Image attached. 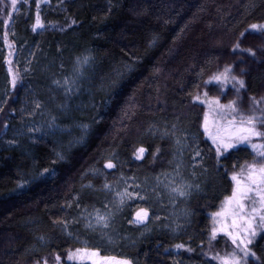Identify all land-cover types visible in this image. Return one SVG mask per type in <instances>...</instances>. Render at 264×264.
<instances>
[{
    "label": "trees",
    "instance_id": "1",
    "mask_svg": "<svg viewBox=\"0 0 264 264\" xmlns=\"http://www.w3.org/2000/svg\"><path fill=\"white\" fill-rule=\"evenodd\" d=\"M10 1L0 0V264H67L81 249L133 264H217L231 243L212 238L214 219L232 176L264 163V136L255 150L218 155L202 101L232 104L234 118L254 117L264 132V28H252L264 26V0H27L25 15ZM7 71L15 86H2ZM25 84L60 133L18 136ZM171 170L190 190L172 200L151 193ZM123 180L134 202L111 217L106 242L81 216L113 210L104 190ZM133 207L148 212L145 229L129 224ZM261 230L246 264H264Z\"/></svg>",
    "mask_w": 264,
    "mask_h": 264
},
{
    "label": "rangeland",
    "instance_id": "2",
    "mask_svg": "<svg viewBox=\"0 0 264 264\" xmlns=\"http://www.w3.org/2000/svg\"><path fill=\"white\" fill-rule=\"evenodd\" d=\"M10 2L12 5L11 11H14L17 8V5L15 3V7H13V0H11ZM15 2H17L18 4L23 2L22 4H19L20 6L17 11L18 15H21V14L25 15V13L30 11L29 9H27L28 3H29L27 2V0L26 1L25 0H15ZM36 4H38V1L36 2ZM26 60L28 61L29 58H27ZM85 62L86 60L84 61V65H82V68L83 66H85L86 64ZM78 66L79 64H76L74 79H76L77 77H80L79 72L81 71V69H78ZM20 70L22 74L25 75L26 73L25 68L22 67ZM13 75L14 73L11 71L5 72L2 77V83H3L2 86L4 84L7 87L12 85ZM16 80H17V77H16ZM23 90L24 92L22 93L20 104H19L21 106V111H20L21 120L17 128H15V131L19 133L18 136L21 135L22 137L26 136V137H30L31 139H33V138H40V137H45L49 135L55 136L58 133H60L64 128H62L60 124L57 123V120L53 116H49L50 114L47 110L43 109V107H40L38 104L37 105L35 104L36 103L35 98L31 95L32 90L29 89V86L27 84L24 85ZM5 97H6V92L1 91L0 106L2 105ZM52 100L53 102L55 101L54 98H52ZM49 102H51V100H49ZM202 103L206 108V116H207V122L205 123V120H204L203 129L208 139L216 147L221 142V140H223L224 142H229L230 137H235L239 135H247V133L240 132L239 130L242 127H249L250 125L241 124V122H239L238 119L234 118V116L231 114L227 106H221L216 101L209 100V99L202 101ZM57 110L60 113L62 111L65 112V108L62 109L59 106L57 107ZM221 117H223V119ZM233 118L235 119V124L232 123ZM205 126L208 129L207 132L205 131ZM73 128L77 131L78 129L82 132L85 131L84 130L85 127L81 126L80 124L75 125ZM211 137L217 138L216 143L213 142V139ZM257 138L258 137L256 136H252L249 142L242 143V144L239 143L238 140H232L231 142L237 143V146L238 145L251 146L252 144L256 145V143H253L254 142L253 140ZM75 141L78 142V139H75ZM174 170H171L170 173L162 175L160 179L156 180L151 186H149L151 193H153V191L160 192L162 195L165 194L169 200L184 196L190 190L191 185L189 184L186 178L177 176ZM45 177H47V175L42 174L39 178H37V181H40L44 179ZM130 187H132L131 184H129V182L126 180H123L120 183H117L115 186L106 187L104 192L106 193L107 198L109 199L108 203H111L110 205H112L115 208L113 210L112 208H108L110 209L109 211L107 209H100V210L98 209V210H93L91 212H84L81 216L83 228L87 232L96 235L97 238L102 239V240H107L106 242H109L110 238L108 236L107 228L98 224L96 221V217L97 215L105 216L106 222L109 225L111 217L115 213L117 215V213H119L123 209L124 206H127L129 203L134 202L133 200L134 197L133 199L129 201V195H127V194H131ZM23 188H24L23 186H20V188L17 191L19 192ZM173 188H179L185 194L180 195L178 194V192H173L172 191ZM235 188H236V182H235L234 189ZM232 195H233V192H232ZM231 197H229L225 201L223 208L219 212L220 215H216L214 219L216 234H222V235L227 236L231 243L230 249H228V252L219 256L217 264H223L224 260L226 259L230 261L233 255L237 259H240L241 264H246L245 261L253 256V253L250 250V245L253 242L254 238L258 235V233L263 231L261 229H264V228L257 227L260 224L259 218L257 216L256 219L253 221V224L257 231V235L251 238L252 242L250 244L247 243V238L245 237V233L242 230L243 228L247 227L246 223L244 221H240L237 227L233 228L232 226L233 219H234V216L232 214V209L234 205L229 204V199ZM244 203L246 205L245 215H247L252 207V204L250 201H244ZM256 207L260 208L262 207V205L257 203ZM134 209L135 211L133 212L130 218L129 224L131 226L133 225L135 227H140L141 229H145V227L150 221L149 214H148V219L145 221V223L143 224L136 223L134 221V217L139 210H136V207ZM236 210L238 211V209ZM117 228L118 226L116 227V229ZM121 229H124L122 225H121ZM228 232H231L234 236H236L237 244H239V240L241 238H245V244H247V247L251 255H249L248 257H244L243 252L241 251V248L243 247V245H240L239 247H237V244H233L232 238L229 235H227ZM112 234L115 238L118 237L117 230L116 232H112ZM107 238H109V240ZM110 246H112V244H110ZM117 247H118V243L116 242V248ZM92 252L98 253L97 251H91L88 249H81L77 253V250H76L72 252V253H77L76 259L69 260L67 258V264H125V262H127V264H133L126 257L116 256L115 252H111V255H108V256H100L99 253L96 256H92L91 255Z\"/></svg>",
    "mask_w": 264,
    "mask_h": 264
},
{
    "label": "snow or ice",
    "instance_id": "3",
    "mask_svg": "<svg viewBox=\"0 0 264 264\" xmlns=\"http://www.w3.org/2000/svg\"><path fill=\"white\" fill-rule=\"evenodd\" d=\"M13 7H15V0H13ZM41 25L37 24L36 27H40ZM253 29L260 30L264 28V26H257L253 25ZM35 30V28H34ZM227 71V70H226ZM213 79L219 81L220 77H214ZM235 79V77H233ZM236 83L240 84L241 87H244L243 81L237 80ZM13 86L16 84L15 78L12 80ZM228 108H231L233 112H235V108L232 104L227 105ZM223 119V117H221ZM254 117H249L246 121L241 120V124H247V125H253ZM207 122V116L205 118V123ZM232 123L235 124V119L233 118ZM205 131L207 132L208 129L205 126ZM240 132L247 133V135H239L235 137H230L229 142H224L221 140V142L217 146V153L222 154L221 150L223 152H227L230 148H235L237 147V143L231 142L232 140H238L239 143H246L250 141V138L252 136L260 137L264 136V132L257 131L254 126H249V127H242ZM213 139V142L216 143V137H211ZM252 148L255 150L257 146L255 144L251 145ZM145 149L140 148L138 150V153L136 154V159H142L143 158V153ZM199 155V153H197ZM259 155L261 157H264V151H260ZM107 168H112L114 165L109 162L105 165ZM232 180L236 182V188L233 191L232 197L229 199V204L234 205L232 209V214L234 216L233 219V228L237 227L239 225L240 221H244L247 225L246 228H243L242 230L245 233V237L247 238V243L252 242V237H255L257 235V231L255 229V226L253 224V221L256 219L258 216L260 224V228H264V163H261L259 167H257L255 164L249 167L247 170V174L244 175L243 173L238 174V175H233ZM173 192H178L180 195H184L185 193L179 189V188H173ZM131 196V194H127ZM143 199V197H141ZM244 201H250L252 204V207L247 215H245V208L246 205ZM259 203L262 205V207L257 208L256 204ZM238 209V211L236 210ZM217 215H220V213H217ZM148 219V212L144 209L141 208L135 215L134 221L136 223L143 224L145 221ZM96 221L98 224L102 225L103 227L107 228L108 224L106 222V217L97 215ZM227 235H229L232 238L233 244H237V239L236 236H234L231 232H228ZM216 237V230H213L212 233V238L215 239ZM240 245H243L241 248V251L243 252L244 257H248L251 255L247 244H245V238H241L239 240V244H237V247ZM178 248L181 247L180 245L177 246ZM80 250H77V253ZM77 253H70L68 255V259H76ZM92 256L98 255L96 252L91 253ZM127 264V262H125ZM223 264H241L240 259H237L234 255L231 257V260H224Z\"/></svg>",
    "mask_w": 264,
    "mask_h": 264
}]
</instances>
